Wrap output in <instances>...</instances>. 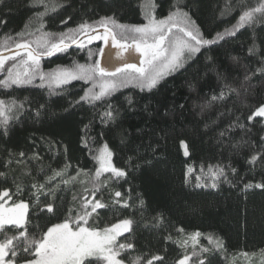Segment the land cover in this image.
<instances>
[{
  "label": "trees",
  "instance_id": "16d2710c",
  "mask_svg": "<svg viewBox=\"0 0 264 264\" xmlns=\"http://www.w3.org/2000/svg\"><path fill=\"white\" fill-rule=\"evenodd\" d=\"M237 2L180 0L179 7L188 12L205 38L212 39L237 23L239 8L225 12L226 4ZM243 2L255 7L260 0ZM175 3L176 0H2L0 44L25 30L26 24L35 35L40 34L36 31L40 29L57 36L84 21L93 23L106 16H114L120 24L140 25L147 22L145 12L150 6L154 5L157 18H164ZM65 20L67 23H62ZM98 41L95 45L83 41L84 48L76 46L43 58L41 67L50 72L91 63L88 53L101 48ZM253 45L255 51L250 53ZM233 57L237 58L235 62ZM93 60H98V55ZM257 69H264V22L245 26L235 36L202 47L151 91L128 84L104 102L91 105L76 103L84 89L90 87L81 81L57 88L53 94L47 86L40 87L38 79L30 85L0 88V99L24 105L15 113L18 118L10 121L6 135L0 127V172L5 174L0 176V191H10L7 205L13 201L28 203L27 227L35 237L47 227L74 217L81 197L91 195V176L82 173L66 185L60 183L61 177L46 184L47 178L54 171L64 170V179H68L81 169L94 176L98 167L94 157L107 144L113 153L112 163L126 176L108 179L106 186L101 185L96 199L107 207L98 209L89 224L103 229L123 219L134 221L133 230L118 240L133 245L121 251L118 258L123 264H135L138 257L140 264H146L156 255L163 260L153 264H177L193 251L189 245L182 246L185 237L197 231L202 235L195 249H210L202 253L207 258L205 264H231L239 253L251 254V264H264V190L244 188L248 183H264V161L248 163L253 154L264 152V120L248 122V117L264 103V72ZM246 75L250 77L247 81ZM222 89L227 99L212 102V96H218ZM209 102L211 106L202 110L201 105ZM109 104L118 115L114 121L102 123L100 114ZM181 141L188 145L187 156ZM21 152L24 157L19 156ZM21 159L23 163L16 162ZM216 165H230L236 173L226 167L227 180L221 177L217 187L212 188L209 168L214 170ZM197 183L201 186L197 187ZM33 184H46L47 189L58 187L52 196L42 194ZM116 191L129 207L114 203ZM49 203L54 211H41ZM208 236L213 237V244H209ZM217 238L223 244L219 250L215 247Z\"/></svg>",
  "mask_w": 264,
  "mask_h": 264
},
{
  "label": "snow or ice",
  "instance_id": "6c2138e0",
  "mask_svg": "<svg viewBox=\"0 0 264 264\" xmlns=\"http://www.w3.org/2000/svg\"><path fill=\"white\" fill-rule=\"evenodd\" d=\"M2 2V0H0ZM42 3L43 0H38ZM180 0H176L173 10H170L167 17L157 18L153 13V6H150L145 12L146 23L140 25L120 24L114 16L101 17L99 21L89 23L84 21L75 29H68L67 32L58 34L43 32L37 29L40 34L35 35L29 31V26L25 25V30L17 33L15 37L9 36L0 44V88L9 89L13 86L21 87L30 85L35 80H39L40 87L47 86L49 93H55L57 88L69 85L73 81H81L90 85L84 89V94L76 103L85 102L95 105L98 102H104L111 97L119 88L128 84H134L141 90L154 89L159 82L166 76L181 69L185 63L196 53L200 52L202 47L217 44L226 36H235L236 33L245 26H252L259 22H264V0H260L258 6L248 7L243 0H238L236 4H226L225 12L240 9L238 21L231 29H225L223 33H217L212 39H207L200 32L195 21L191 19L188 12L179 7ZM70 19V18H69ZM67 23V20L62 21ZM97 26L104 29L103 33H97ZM42 27V26H41ZM84 36L87 43L91 44L95 40H101L105 45L111 41V46L117 49L116 59L120 61L118 65H102L100 60H93L96 55H103L104 49L100 48L96 52L89 51V59L93 62L86 64H74L71 68H57L56 70L45 72L41 67V60L50 57L58 52H65L73 44L84 48L85 43L80 40ZM26 37H33L28 39ZM8 55H5V52ZM255 45L249 49L254 53ZM128 53V56H125ZM133 53H138L141 57L139 65L132 62ZM19 58V60H18ZM235 62L236 57L232 58ZM11 62V63H10ZM258 72H264V69H257ZM245 76V80H249ZM230 92L240 93L225 85ZM227 99L225 91L222 89L220 94L213 95L212 102L224 101ZM131 104V100L128 101ZM211 102L201 105V108L210 107ZM44 106L41 105V108ZM24 108L22 103L18 104L15 100L6 102L0 99V127L7 134V128L10 121L17 119L15 113ZM39 110L36 115L39 116ZM118 111L113 109L112 105H107L105 111L100 114L102 123H109L116 119ZM257 118L264 120V103L248 117V122L252 123ZM241 128L243 125L240 126ZM225 133H221V136ZM264 141V137H261ZM184 148V154L187 156L188 145L181 141ZM85 146H87L85 142ZM24 153H19L24 157ZM112 151L107 144L94 157L99 166L94 176L91 173H84V170L77 171L75 176L64 179V170L54 171L53 175L47 178L46 184L52 183L57 177H61L60 183L68 184L75 182L77 177L83 173L85 176H91L93 190L91 195L81 197L79 210L74 217L65 219L61 223H56L47 227L39 237L29 233L27 225L28 203L24 201L12 202L10 206L6 205L11 200L10 191L4 189L0 191V264H123L119 259L122 250L132 249L133 245L129 242L118 243V237L124 233H130L133 230L134 221L123 219L120 222L105 227L103 229L92 227L89 220L98 215L97 210L107 207L101 200L96 199V193L101 190V185H107L108 179L119 180L126 176L123 169L117 168L112 163ZM258 161H264V152L253 154L248 163L255 165ZM17 163L24 161L17 160ZM67 167V166H66ZM226 167L230 168L233 174L235 168L231 166L216 165L210 166L209 172L212 180L211 187L216 188L217 182L223 177L227 180ZM191 171V169H189ZM105 174H110L106 176ZM5 174L0 172V176ZM104 177V179H102ZM200 181V177H197ZM84 181L82 180L81 183ZM46 184L32 187L42 192L44 195L55 196L54 185L52 189H47ZM197 187L201 184L197 183ZM245 189L257 188L264 190V183H248L244 185ZM19 191V189H18ZM87 191V189H86ZM114 203L122 207H129L127 201H122L121 193H114ZM76 199V197H74ZM143 204V201L140 202ZM48 213L54 211L52 204H46L44 209ZM70 212L72 210H69ZM159 222V221H158ZM12 231L14 234L8 235ZM183 232V229H179ZM202 235L200 232L192 234L190 239L193 242V251L186 254L177 261V264H205L206 257L202 253H209L210 249L201 247L195 249V245ZM209 244H213V237L208 236ZM184 241L182 246L187 245ZM217 250L223 247L222 241L215 240ZM247 255V253H244ZM195 258V259H194ZM161 256H152L146 264H153L154 261H162ZM135 264H140L138 257Z\"/></svg>",
  "mask_w": 264,
  "mask_h": 264
},
{
  "label": "water",
  "instance_id": "95a60500",
  "mask_svg": "<svg viewBox=\"0 0 264 264\" xmlns=\"http://www.w3.org/2000/svg\"><path fill=\"white\" fill-rule=\"evenodd\" d=\"M103 31H104L103 28H101V27L97 28V33H103ZM80 40L87 42V39L84 36H81ZM96 41H98V40H96ZM98 42L101 43V48L104 49V54L102 56L98 55V60L101 61V64L102 65H109L110 64L109 57H111V64L118 65L120 63V61H118L116 59V56H115L117 49H115L111 46V41H109V43L107 45H105L104 42L101 40H99ZM76 46H78V45L73 44L70 48H74ZM4 54L8 55L9 53L6 51ZM125 56H128V53H125ZM45 58H47V57H45ZM140 59H141V57L138 53H133L132 62H135L139 65Z\"/></svg>",
  "mask_w": 264,
  "mask_h": 264
},
{
  "label": "rangeland",
  "instance_id": "374dc122",
  "mask_svg": "<svg viewBox=\"0 0 264 264\" xmlns=\"http://www.w3.org/2000/svg\"><path fill=\"white\" fill-rule=\"evenodd\" d=\"M93 44H94V45L96 44V40L93 41ZM100 46H101V45H100ZM102 148H103V147H101V148L98 150V153H99V151H100ZM98 153H97V154H98ZM98 166H99V164H98ZM94 174H95V173H94ZM105 175H106V176H110V174H105ZM7 206H8V205H6V207H7ZM124 234H125V233H124ZM124 234H123V235H124ZM191 236H192V234L186 236L185 239H184V241H187V242H188L187 245H189V246H187V247H191V248H193V242H192V240L190 239ZM121 238H122V236L118 237L117 242H118V240L121 239ZM197 244H199V241H198ZM197 244H196V245H197ZM252 259H253V256H252L251 254H248V253H247V255H244V253H239V254L235 255V256L232 258L231 264H251Z\"/></svg>",
  "mask_w": 264,
  "mask_h": 264
}]
</instances>
